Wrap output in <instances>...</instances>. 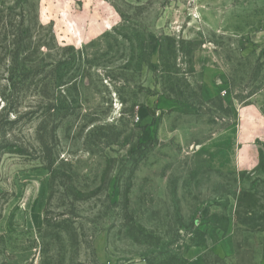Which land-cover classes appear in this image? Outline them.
<instances>
[{"label": "rangeland", "instance_id": "1", "mask_svg": "<svg viewBox=\"0 0 264 264\" xmlns=\"http://www.w3.org/2000/svg\"><path fill=\"white\" fill-rule=\"evenodd\" d=\"M253 1L0 0V264H264V142L204 148L264 100Z\"/></svg>", "mask_w": 264, "mask_h": 264}, {"label": "crops", "instance_id": "2", "mask_svg": "<svg viewBox=\"0 0 264 264\" xmlns=\"http://www.w3.org/2000/svg\"><path fill=\"white\" fill-rule=\"evenodd\" d=\"M226 3H236L243 4L244 1L248 0H221ZM253 4L254 1L250 0L248 2ZM251 8L253 7L250 5ZM249 6V7H250ZM251 8H248L251 10ZM246 11V8H242L239 11L235 7H230L228 9L227 16L225 17L226 23L216 22L215 25L212 26L213 30L216 33L223 34H234L240 32L237 27L235 21L237 19H245L247 16H239L240 12ZM241 17V18H240ZM222 19V17L217 16L216 21L218 19ZM229 20H233V24L230 23ZM236 25V26H235ZM244 28H246L245 22L243 21ZM220 31V32H218ZM205 65V64H203ZM207 69V68H206ZM214 74H205V79L203 80V88L201 91V98L205 102H209L214 100L215 98L220 97L222 88L218 86L214 80ZM217 84V85H216ZM225 95H226V91ZM225 95L223 97H225ZM263 94H256L254 97L250 98L252 104L250 105H234V113L236 117L231 125L222 129L220 132L214 134V136L208 140L207 144L204 145V148H213L219 146L221 144H227L231 149L236 148L237 155L236 161L238 165H242L243 167L251 166L254 163L258 162V152H257V142H264V113L261 111V107L263 106V101H259L257 99L262 98ZM262 100V99H261ZM227 105L232 106L231 101L226 100ZM200 147V149H204ZM246 169V168H244Z\"/></svg>", "mask_w": 264, "mask_h": 264}, {"label": "built area", "instance_id": "3", "mask_svg": "<svg viewBox=\"0 0 264 264\" xmlns=\"http://www.w3.org/2000/svg\"><path fill=\"white\" fill-rule=\"evenodd\" d=\"M221 95H222V97H223V96L225 95V92H222Z\"/></svg>", "mask_w": 264, "mask_h": 264}, {"label": "trees", "instance_id": "4", "mask_svg": "<svg viewBox=\"0 0 264 264\" xmlns=\"http://www.w3.org/2000/svg\"><path fill=\"white\" fill-rule=\"evenodd\" d=\"M11 153H13V152H11Z\"/></svg>", "mask_w": 264, "mask_h": 264}]
</instances>
